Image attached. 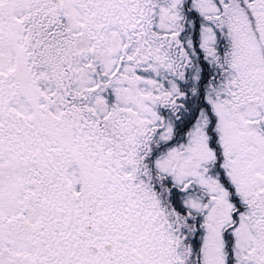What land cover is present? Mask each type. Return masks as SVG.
Returning <instances> with one entry per match:
<instances>
[{
    "label": "snow or ice",
    "instance_id": "obj_1",
    "mask_svg": "<svg viewBox=\"0 0 264 264\" xmlns=\"http://www.w3.org/2000/svg\"><path fill=\"white\" fill-rule=\"evenodd\" d=\"M0 264H264V0H0Z\"/></svg>",
    "mask_w": 264,
    "mask_h": 264
}]
</instances>
